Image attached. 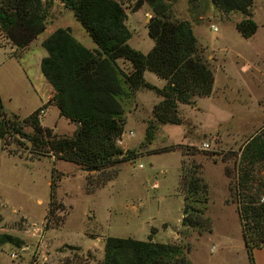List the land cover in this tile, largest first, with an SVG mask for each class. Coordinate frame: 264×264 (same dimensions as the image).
Returning a JSON list of instances; mask_svg holds the SVG:
<instances>
[{"label":"rangeland","instance_id":"374dc122","mask_svg":"<svg viewBox=\"0 0 264 264\" xmlns=\"http://www.w3.org/2000/svg\"><path fill=\"white\" fill-rule=\"evenodd\" d=\"M124 1L129 14L131 4ZM204 4L195 0L188 9L193 16L200 13L193 34L196 54L214 76V94L197 102L205 112L183 105L177 111L185 119L183 124L148 130L152 118L144 111H127L122 104L133 99H122L124 124L117 138L122 145L117 139L115 145L127 146L121 150L134 158L103 171L86 172L85 167L38 154L16 135L0 139V234L20 240L17 247L0 246V264H98L107 237L150 238L153 243L178 245L187 248L189 264H249L235 210V186L240 148L264 129V0H252L250 18L256 31L246 39L233 23L244 16L233 13L223 18L212 4L201 13ZM57 9L54 6L52 14ZM65 14L56 17V25L81 29L70 11ZM49 19L46 16L45 24ZM134 19L129 44L143 53L152 42L142 13ZM40 53L44 51L39 46L33 53L16 56V48L0 32V101L5 118L30 134L31 129L21 122L40 109L39 124L57 136L71 137L72 123L40 105L39 98L47 91L37 66ZM143 102L146 106L148 98ZM213 119L222 123L218 128L222 142L212 137L216 133L211 131ZM190 121L200 122L209 133L193 136ZM182 136L190 137L192 145H184ZM189 164L198 165V176L207 186L202 218L209 220L210 233L180 223L179 177L181 166ZM251 176V182L264 177V161L253 167ZM51 177L55 200L47 215Z\"/></svg>","mask_w":264,"mask_h":264},{"label":"trees","instance_id":"16d2710c","mask_svg":"<svg viewBox=\"0 0 264 264\" xmlns=\"http://www.w3.org/2000/svg\"><path fill=\"white\" fill-rule=\"evenodd\" d=\"M43 1V4H41ZM71 12L96 50L81 46L69 28L53 31L41 42L46 56L40 60L39 72L53 90L49 101L60 117L76 126L71 137H60L41 127L33 111L21 124L31 129L21 131L15 121L5 118L0 101V139L16 135L30 143L38 154L70 162L95 171L134 158L115 145L122 133L124 120L120 102L133 98L135 91H152L161 100L151 109L152 121L147 129L158 125H181L178 104L191 105L193 98L211 94L213 75L196 54V40L187 21L170 18V5L178 0H136L132 11L145 4L151 11L145 28L153 42L142 54L130 48V33L124 25L122 5L114 0H59ZM195 0H187L190 4ZM223 15L238 13L245 18L234 25L244 39L251 37L256 25L251 20L252 0H210ZM51 0H0V32L16 49L26 47L45 28ZM126 61L130 71L124 73L116 60ZM149 71L165 81L161 89L148 84L143 72ZM45 107V105L43 106ZM126 156H125V155ZM125 156V157H124ZM264 161V129L257 131L240 148L235 186L236 213L248 263L252 252L264 248V177L252 181L253 167ZM195 164L181 166L179 189L182 192L181 226L211 232L210 222L202 218L207 202V186L198 176ZM114 175L108 176L110 180ZM54 179L51 177L47 215L54 207ZM262 200V201H260ZM20 245V240L0 234V246ZM187 248L178 245L107 237L98 264H189Z\"/></svg>","mask_w":264,"mask_h":264},{"label":"crops","instance_id":"0c3cea01","mask_svg":"<svg viewBox=\"0 0 264 264\" xmlns=\"http://www.w3.org/2000/svg\"><path fill=\"white\" fill-rule=\"evenodd\" d=\"M114 1L120 3L122 5V8L124 9V13L126 15V18H125V21H124V25H125L126 29L130 33V38L127 41V45L131 48L129 42H130L131 37H132V30L129 29V25L132 24V26H133L136 23V21L134 19V16H136L137 14L142 13V15H143V21L146 22V24H147V20L151 17L152 13H151L150 9L145 4H143L136 11L130 10V13L127 14L126 9H125V7L123 5V4H125V1L124 0H114ZM135 1L136 0H129L128 1L129 2L128 4L129 5L131 4V9H132V6H133V4H134ZM204 1H205L206 4H204L203 9L201 10V13L204 12L207 9V6L209 4L211 5L210 0H204ZM121 2H123V3H121ZM41 4H43V1H41ZM54 6H57L58 9H57V12H55V14H52V8H54ZM65 10L66 9H64L62 7V4L60 3L59 0H51V5H50L49 10H48V13H47V18L49 16L50 19H49V22L46 21L47 24H45L44 31L40 35H38L33 41H31L26 47H24L22 49H16L17 50L16 56L23 55V54H25L27 52H30V53L32 52L33 53V49L34 48H37L39 46L41 48V45H40L41 42L47 36H49L53 31H55L56 29H59V28H69L70 33H71V36L81 46H83L85 49H87L89 51L96 50V46L92 43V41L89 39V37L86 35V33L83 31V29L81 27H80L81 29H78L77 26L76 27H70V26L65 25V24L64 25H56V17L66 15L65 14ZM170 12L172 14V19L173 20L187 21L190 24V26H191L192 33L194 34V27H197L196 21L200 20L201 19V16H199L200 15L199 12H198L199 14L198 15L196 14V16H193V15L190 14V11L188 9L187 0H178V1L174 2V3H172L170 5ZM218 14H221V16L223 18H225L222 13H219L218 12ZM231 15H233V13L227 14V17H229ZM240 20H242L241 17H238L237 20H234L233 21L234 25L237 22H239ZM132 21H133V23H132ZM152 44H153V42H152ZM150 49H151V47L148 50H146L145 52H143L142 54H146ZM43 54L40 53L39 57L36 58L38 70H39L40 60L43 57L46 56L45 51H44ZM115 62H116V65L124 73H128L130 71V69H131L130 68V65L126 61H123V60H120L119 59V60H116ZM121 65L123 67H126V68L124 69ZM243 68L244 67H242V69ZM211 72H213V71L211 70ZM143 79L148 84H150L151 86H153V87H155L157 89H161L165 85V81L164 80L157 78L153 73H151L149 71H144L143 72ZM46 84L47 85H45V88H46L47 91H46L45 95L42 97L43 100L41 98H39L40 105H44L45 104L46 105V108H45L44 111H46V110H54L56 112V114L58 115V117H60L59 114H58L57 108L52 103L49 102L51 100L52 96H53V90H52V88L49 86V84L47 82H46ZM213 94H214V76H213V85H212L211 94L208 97H204V98L195 97V98H193V103L191 105H185V106L188 107V109H190L192 111H197L199 113L200 112L203 113V112H205V110L203 108H201V107L198 106V104H197L198 100L199 99H209ZM144 98H148V102H147L146 106H144V102H143V99ZM132 99L133 100H131L130 102H127V103L122 104L123 108H124V106L127 107L128 108L127 111H135V110L144 111L147 114L148 118L151 117V109H152V107L161 100V98L159 96L155 95L152 91L145 90V89H139V90L135 91ZM182 106L183 105L178 104L177 111H180V108ZM41 115H43V113H41ZM38 118H39V116H38ZM60 118H62V117H60ZM181 119H182L183 122L185 121V119H183L182 117H181ZM186 120H188V119H186ZM38 121H39V119H38ZM65 121L68 122L67 120H65ZM191 123L194 126L193 127V136L196 135V134L197 135H205L206 133H209L208 132L209 130H206V128L200 122L193 121ZM221 124L222 123H221L220 120L213 119L212 125H211V127H212V130L211 131L212 132H214V131L216 132L212 137L215 140L220 139L221 142H222L221 135L218 132V128H219V126ZM72 125L74 126V130H75V125L74 124H72ZM40 126L41 127H44V128H48L46 126H42L41 124H40ZM48 129H50V128H48ZM181 134H183V131L182 130H181ZM183 139H184L183 141L185 142L184 145H188V146H191L192 145L191 144V138L190 137H183ZM121 145H122V142H121ZM125 147L128 148L127 146H124L123 145V147L121 146L120 149L124 150ZM239 231H240V227H239ZM240 235H241V233H240ZM242 245H243V242H242ZM243 249H244V247H243ZM252 260H253V264H264V248H259V249L253 250V252H252Z\"/></svg>","mask_w":264,"mask_h":264},{"label":"built area","instance_id":"2783aa9c","mask_svg":"<svg viewBox=\"0 0 264 264\" xmlns=\"http://www.w3.org/2000/svg\"><path fill=\"white\" fill-rule=\"evenodd\" d=\"M213 31H216V29L213 28ZM41 113H42V111L39 112V115H41ZM39 115H38V116H39ZM128 136L131 137V136H132L131 133H128ZM117 142L120 144V143H121V139H120V138L117 139ZM204 148H206V144H203V149H204ZM261 201H262V200H261Z\"/></svg>","mask_w":264,"mask_h":264},{"label":"water","instance_id":"95a60500","mask_svg":"<svg viewBox=\"0 0 264 264\" xmlns=\"http://www.w3.org/2000/svg\"><path fill=\"white\" fill-rule=\"evenodd\" d=\"M14 118L12 117V120H13ZM146 141H148V138H146ZM84 171H86V172H91V171H94V169L93 168H87V169H84Z\"/></svg>","mask_w":264,"mask_h":264}]
</instances>
